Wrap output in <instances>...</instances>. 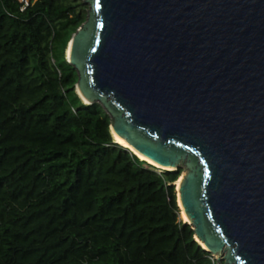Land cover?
I'll return each mask as SVG.
<instances>
[{
    "label": "water",
    "instance_id": "obj_1",
    "mask_svg": "<svg viewBox=\"0 0 264 264\" xmlns=\"http://www.w3.org/2000/svg\"><path fill=\"white\" fill-rule=\"evenodd\" d=\"M85 4L66 51L80 98L113 138L186 171L180 215L217 264H264V0Z\"/></svg>",
    "mask_w": 264,
    "mask_h": 264
},
{
    "label": "trees",
    "instance_id": "obj_2",
    "mask_svg": "<svg viewBox=\"0 0 264 264\" xmlns=\"http://www.w3.org/2000/svg\"><path fill=\"white\" fill-rule=\"evenodd\" d=\"M85 0H0V264H217L174 183L115 142L66 59Z\"/></svg>",
    "mask_w": 264,
    "mask_h": 264
},
{
    "label": "bare ground",
    "instance_id": "obj_3",
    "mask_svg": "<svg viewBox=\"0 0 264 264\" xmlns=\"http://www.w3.org/2000/svg\"><path fill=\"white\" fill-rule=\"evenodd\" d=\"M68 53H70V50H69V49H68ZM114 139H115V141H117V143H119V144H121L122 146H124V147L130 149V150H131L133 153H135V154H136L141 160L146 161L148 164H150V165H152V166H154V167H156V168L166 169V170H172V169H169V168L160 167L158 164H156L155 162H153V161L150 160L149 158H147V157H145L144 155H142L141 153L135 151L130 145H128V143H127L124 139H121V138H119V137L116 136V135H114ZM185 173H186V171H183V172L181 173V177H180L179 181H177V183H176V185H177L178 188H179L180 185H181V181H182L183 176H184ZM182 218H183L185 221H188V218H187V216H186L184 213H182Z\"/></svg>",
    "mask_w": 264,
    "mask_h": 264
},
{
    "label": "built area",
    "instance_id": "obj_4",
    "mask_svg": "<svg viewBox=\"0 0 264 264\" xmlns=\"http://www.w3.org/2000/svg\"><path fill=\"white\" fill-rule=\"evenodd\" d=\"M24 8L29 7L33 0H21Z\"/></svg>",
    "mask_w": 264,
    "mask_h": 264
},
{
    "label": "rangeland",
    "instance_id": "obj_5",
    "mask_svg": "<svg viewBox=\"0 0 264 264\" xmlns=\"http://www.w3.org/2000/svg\"><path fill=\"white\" fill-rule=\"evenodd\" d=\"M159 169H160V168H159ZM162 170L165 171L166 169H161V171H162ZM182 171H183V170L181 169V172H182Z\"/></svg>",
    "mask_w": 264,
    "mask_h": 264
},
{
    "label": "clouds",
    "instance_id": "obj_6",
    "mask_svg": "<svg viewBox=\"0 0 264 264\" xmlns=\"http://www.w3.org/2000/svg\"><path fill=\"white\" fill-rule=\"evenodd\" d=\"M146 162V161H145ZM156 168V167H155ZM157 169H159V168H157ZM161 170V169H160ZM163 171V170H162Z\"/></svg>",
    "mask_w": 264,
    "mask_h": 264
}]
</instances>
